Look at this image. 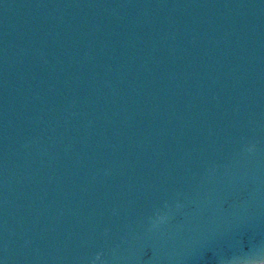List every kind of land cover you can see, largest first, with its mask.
Instances as JSON below:
<instances>
[{
    "label": "water",
    "instance_id": "95a60500",
    "mask_svg": "<svg viewBox=\"0 0 264 264\" xmlns=\"http://www.w3.org/2000/svg\"><path fill=\"white\" fill-rule=\"evenodd\" d=\"M0 264H264V0H0Z\"/></svg>",
    "mask_w": 264,
    "mask_h": 264
}]
</instances>
